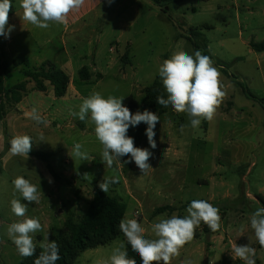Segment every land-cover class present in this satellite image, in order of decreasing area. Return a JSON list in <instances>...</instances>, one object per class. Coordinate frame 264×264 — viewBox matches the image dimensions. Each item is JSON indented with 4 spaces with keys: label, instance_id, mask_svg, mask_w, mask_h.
<instances>
[{
    "label": "rangeland",
    "instance_id": "374dc122",
    "mask_svg": "<svg viewBox=\"0 0 264 264\" xmlns=\"http://www.w3.org/2000/svg\"><path fill=\"white\" fill-rule=\"evenodd\" d=\"M138 1L142 8L138 17H133V23L130 22L133 20L132 13H129L127 6L118 14L119 18L130 22L127 23L129 30L113 29L114 18L108 19L109 23L103 26L102 44L97 40L101 28L89 33L93 48L101 49L104 54H107L110 45L116 44L112 42L119 33H123L125 43L131 41V47L123 46L122 53H118L116 58L126 73L120 75L117 69L108 70L104 81L94 92H100L105 98L109 95L125 98L133 95L142 105L146 99L144 88L155 81L162 84L158 67L163 60L177 50L190 55L199 50L203 54V46L207 45L214 66L221 72V84L226 96L215 118L208 121L207 125L202 121L198 129L191 127L187 114L176 113L171 106L164 107L165 112L157 114L160 119L154 129L157 146L152 149L147 136L145 144L149 151L158 153L165 160L161 167L154 169L156 172L150 174L149 170L147 174H142L136 171L134 162L126 163L128 156L121 158L130 191L141 196L144 190L133 186L134 177L139 175L145 179L144 189L150 196L142 217L135 214V206L126 195V185L117 164L103 171L98 170L104 165L100 155L102 145L96 138L92 123L85 137L79 127L75 130L67 128L68 120L63 118L49 128L37 123L29 127V131L41 129V132H30L32 148L49 153L51 157L48 162L35 160L37 164H33L14 156L0 168V241L5 242V249L11 251L8 264H20L16 247L7 235L8 225L22 219L11 212L10 205L14 198L12 181L16 176H23L38 186L40 184L43 193L39 204L29 203L16 193L15 198L28 204V218H37L35 211L38 212L45 202L49 201L56 207V198H61V208L71 206V209H64L62 213L58 212L57 207L52 210L50 219L54 230L47 232L43 229L35 233L33 238L36 247H39L45 235L55 240L57 234L65 232L63 221L69 218L72 209L76 212V220H80L87 212L91 191L85 194L86 204L83 203L77 210L75 202L77 198H83L80 188L83 183L79 181V184H75L65 178L66 189L62 186L60 192L53 191L49 181L53 182L54 178L50 175L48 164L59 173L61 181L65 171L81 170L82 178L91 188L95 183L94 178L116 177L121 183L119 194L129 205L126 216L137 220L141 218L138 222L146 229H150L151 223L157 218L151 219V211L155 207L175 205L176 211H179L176 214L181 217L186 215V208L192 200H206L219 208L221 229L214 234H205L202 223L195 234V237L200 238L194 237L193 241L186 244L180 250V256L174 258L171 264H182L186 260L192 261V264H244L239 258H232L234 243H251L256 249L255 258L264 264V248L256 241L250 226L251 214L262 207L257 198L264 197V52H255L250 46L251 43L264 41V0ZM195 33L201 36L198 38L194 36ZM192 42L200 49L194 47ZM79 46L80 49H87L86 37ZM6 78L5 84L10 87L27 81L18 72ZM80 85L88 90L97 86L91 82ZM5 103L6 110L14 107L8 100ZM79 103H82L81 98H73V102L66 103L63 107L64 116H68L69 109L72 112L73 105ZM146 128L143 122L129 128L127 134L134 138V146L144 148L141 143ZM41 135L44 141L39 140ZM83 140L86 142L83 143ZM75 143L82 144L81 150L94 159L84 160L82 164L78 158H72L71 151ZM148 162L152 167L151 158ZM89 164L91 168H88ZM115 186L116 183L111 184L108 192ZM161 216L170 217L168 214L158 217ZM38 236L43 238L39 240ZM149 238L155 237L149 235ZM121 241L126 245L125 237L121 236L106 246L87 250L80 254L74 264H96L98 260L108 259Z\"/></svg>",
    "mask_w": 264,
    "mask_h": 264
},
{
    "label": "clouds",
    "instance_id": "9594fccd",
    "mask_svg": "<svg viewBox=\"0 0 264 264\" xmlns=\"http://www.w3.org/2000/svg\"><path fill=\"white\" fill-rule=\"evenodd\" d=\"M85 0H20V8L23 10L21 20L31 25L47 29L50 24L67 25L68 15L80 9ZM109 4L114 0H107ZM12 9L11 0H0V36L8 37L14 26H9V13ZM158 75L162 81L167 97L160 95L156 102L173 109L176 113L188 115L190 125L198 129L202 121H212L222 104L226 92L221 84V72L214 66L211 57L203 55L201 51H195L190 55L183 50L174 51L171 56L163 60L158 67ZM125 97L109 95L105 98L100 92H93L83 99L78 112L72 115L80 121H89L95 127V135L102 145L101 160L111 168L120 163L122 157L128 156L127 162H134L142 174H147L152 168L149 160L153 153L148 148L134 146V138L127 133L130 127H136L145 123V134L148 144L152 149L156 148L154 129L160 121L159 116L149 110L137 111L133 114L123 104ZM26 115L39 124H46L45 119L36 108H32ZM44 141L43 135L39 137ZM9 151L13 156H21L26 160L32 150L33 139L31 136L15 135L10 141ZM82 144L75 143L71 151L72 158L81 161L92 160L87 152L82 151ZM87 176V174H85ZM51 182V181H49ZM117 182L116 177L103 178L99 188L104 193L109 191L110 185ZM12 184L14 186L13 199L10 201L11 212L19 218L7 227V235L15 245L19 256L27 258L36 254L34 234L42 232L43 227L36 217L28 218V204L15 198L16 193L23 200L39 204L43 194L37 184L16 176ZM166 215V214H165ZM206 225L212 232L221 229V215L219 208L206 200H192L186 208V215L179 216L173 213L170 217H157L151 223L150 229H146L135 218H122L119 222V230L122 232L127 245L140 258V264H171L174 258L180 256V250L193 241L196 230L201 224ZM250 226L254 230V236L261 248H264V206L258 207L250 217ZM243 231V227H241ZM149 235L155 238H149ZM251 242V237H249ZM41 251L34 264H57L60 259L59 245L55 240H50L47 235L40 242ZM232 258H239L244 264H256V249L250 244L232 245ZM96 264H137L130 258L124 241L112 250L108 259L98 260ZM182 264H192L186 260Z\"/></svg>",
    "mask_w": 264,
    "mask_h": 264
},
{
    "label": "crops",
    "instance_id": "0c3cea01",
    "mask_svg": "<svg viewBox=\"0 0 264 264\" xmlns=\"http://www.w3.org/2000/svg\"><path fill=\"white\" fill-rule=\"evenodd\" d=\"M134 1L135 2L131 3L129 1L126 2L125 0H114L113 3L109 4L107 0H85L83 6L80 9L74 10L68 15V23L66 26L52 23L50 24L49 28L40 29L31 25L29 22L21 20L20 17L22 16L23 10L20 8V0H11L14 12L11 16H9L8 25L14 26V28L8 37L0 36V52H4L8 57L7 59L9 61L11 59H26L33 65H40L44 62H51L69 76L70 85L68 87L66 96L61 99L55 98L54 89L48 82L46 83V92L36 91L34 83H29L27 85V93L23 96L22 100L18 104H16L12 109L7 110L6 115L0 121V168L4 166L10 158L14 157L9 151V141L13 136L23 134L31 136V131L35 133L41 132L40 127L30 131L28 129L33 125L35 126L36 123L26 115V113H28L32 108H36L39 114L45 119V121L47 122L45 124L46 128H49L52 124L56 123L58 120L63 118L68 120V124L66 125L67 128L75 130L79 127L81 129L83 137L88 134L91 127V122L87 120L80 121L77 117L72 115L73 112L79 111V106L81 105V103L74 104L72 112L69 109L68 116H64L65 111L63 110V107L66 103L73 102V98H81L83 101L84 98L88 97L91 93H93L97 89L98 85H100V83L104 81L106 72L108 70L117 69V72L120 75H124L126 73V70L123 69L121 63L118 62L116 58L118 57V53H122L121 49L123 46L128 45L131 47V41L129 40L125 43V37L123 36V33H119L114 36L115 41L112 42L116 44L110 45L107 54H104L101 49L98 50V48H93L92 39L89 40V33L91 31H97L99 28H101V32L98 36L99 39L97 40L99 44H102L101 38L102 36H104V33H102L103 26L109 23L108 19L114 18L116 19L114 22H112L113 29L119 31L129 30V26L127 25V23H133V17H138L137 15L140 14V10L142 8L138 0ZM124 6H127L129 8V13H132L133 20H131L130 22L128 20H125L124 18L122 20L118 16V14L123 10ZM81 35H83V37ZM85 37L87 41L86 50H84L85 48L80 49V46L78 47V45L83 44V40L85 39ZM84 68L88 69L91 74V79L88 81L81 80L79 76L80 71ZM15 72H18L20 73V75H22L23 68L18 67L11 74H14ZM96 75H99V77L101 75L102 78L99 79ZM90 82L96 83L97 86L88 90L84 89V87L80 85L83 83L87 84ZM230 112L231 109L228 113ZM59 127L61 128L60 125ZM85 142L86 141L83 140V143ZM142 144L144 145V148H146V134H144V140L141 145ZM16 157H19L20 159L24 160V158L21 156ZM35 160L39 159L28 156V158L24 161L27 163L30 162L33 164H37L35 163L37 162ZM151 161L153 162V164L152 168L150 169V174L156 172V170H154L156 169V167L165 163V160L163 158H160L158 156V153L154 152L151 157ZM79 162L83 164L84 161H81L79 159ZM116 164L118 166V172L121 175L124 184L126 185V195L129 197L130 201L135 206V214L139 217H142L143 209L150 196L149 193H147L144 189L143 183L145 182V179L139 175L134 177L133 186L139 190H144L141 196H138L136 192L130 191L127 187L128 180L126 177L125 167L121 164V162ZM87 166L88 168H91L90 164ZM100 167L101 169L98 168L99 171H103L105 168H109L105 163ZM135 169L137 172H140L139 168L136 165ZM65 178L73 181L75 184H79V181L83 183L81 187L78 185V187H80L83 191V198H77L75 202V208L78 210L81 208L83 203L86 204V192L89 193V191H91V197L87 202L89 207V204L93 199L94 192L99 188V183L105 177L102 176L100 179L94 178L95 183L94 186L91 188V186L87 184V181L82 178V171L76 168L71 170V172L69 173L65 171L62 174V181L56 182L54 179L53 182H49L51 187L54 188L53 191L56 190L57 192H60V187L62 186H65L66 189V185L64 184L65 181H63ZM116 185L117 186H115V188H113L110 192L107 193L111 196L120 198L124 202L123 197H121V194H119V187L121 186V183L118 180L116 182ZM56 199V207L59 213H62L64 209H71L70 205L67 206V208H61V198ZM126 205L128 210L129 205ZM174 206H168L172 208V211L163 214H168L171 216L173 213L179 212L176 211L178 209H176ZM56 207H54L53 203L48 201L40 206L38 212L35 211V214L40 220L43 229L47 232H52L54 230L50 215L52 210ZM158 208L161 207H155L152 209L151 219H155L156 217L163 215L160 214L154 216V212ZM83 211L85 212V210ZM74 213L76 212L72 209L69 218L73 217L76 219ZM80 220L77 219V221ZM66 221H63L64 229ZM138 221H141V218H138ZM37 238L41 240L43 236H38ZM199 238L195 237V239ZM4 243L5 242L0 241V264H8V261L10 260L11 256V251H9L8 248L5 249L4 246L6 244ZM16 255H18L17 250ZM19 257L20 263L21 256ZM255 260L258 261L259 264H261V261L259 259L255 258Z\"/></svg>",
    "mask_w": 264,
    "mask_h": 264
},
{
    "label": "trees",
    "instance_id": "16d2710c",
    "mask_svg": "<svg viewBox=\"0 0 264 264\" xmlns=\"http://www.w3.org/2000/svg\"><path fill=\"white\" fill-rule=\"evenodd\" d=\"M156 1L160 2L159 0ZM163 1L170 2L172 0ZM13 12L14 10L12 7L9 16H11ZM194 36L199 38L201 35L200 33H195ZM192 44L194 47L200 49L196 43L192 42ZM250 46L255 52H264V41L259 44L251 43ZM203 55H207L212 59L207 45L203 46ZM7 58L6 54L1 51L0 121L7 113L5 100H8L11 106L18 104L27 93L28 83H34L36 91L46 92V83L48 82L54 89V96L56 99H61L66 96L70 85V78L53 63L44 62L40 65H33L26 59H11L9 61ZM18 67L23 68L22 75L27 81H23L11 87L6 86V77ZM79 76L83 81L91 79V74L86 68L80 71ZM143 94L146 99L145 103L142 105L137 102L133 95H130L123 100L124 106L128 107L133 114L137 111L143 112L146 109L156 114L165 112L164 107L156 102L157 96L164 95L165 98L167 97L163 85L160 82L155 81L151 85L145 87ZM204 123L207 125L208 121L205 120ZM29 156L48 162L51 154L37 151L32 148ZM47 168L56 182L61 181L60 176L50 164L47 165ZM257 200L264 206V197L258 196ZM126 211L127 205L120 198L104 193L98 188L94 192L93 199L82 219L77 221L73 217L68 218L65 223V232L57 235L55 241L59 245L60 253V259L57 261V264H74L83 252L106 246L123 236L122 232L119 230V222L122 218H125ZM170 211H172L171 207H161L156 209L154 216ZM204 232L205 234H214L206 225H204ZM126 247L129 257L135 259L137 264H140L139 256L131 250L127 242ZM40 251L41 249L36 247V254L32 257H21L20 264H34ZM256 264H259V262L256 261Z\"/></svg>",
    "mask_w": 264,
    "mask_h": 264
}]
</instances>
